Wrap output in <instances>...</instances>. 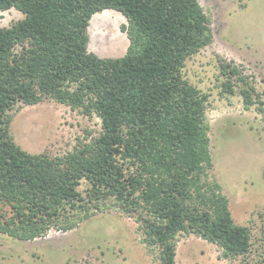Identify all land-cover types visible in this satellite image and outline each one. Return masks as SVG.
I'll return each instance as SVG.
<instances>
[{
    "label": "trees",
    "instance_id": "1",
    "mask_svg": "<svg viewBox=\"0 0 264 264\" xmlns=\"http://www.w3.org/2000/svg\"><path fill=\"white\" fill-rule=\"evenodd\" d=\"M11 8L25 17L0 26V232L35 240L55 224L72 228L64 212L90 208L78 190L84 179L95 206L113 196L126 211L140 210L143 241L159 249V264H176L183 231L217 244L224 257L246 256L251 230L235 222L221 185L209 179L208 96L183 72L213 41L200 1L0 0V10ZM105 9L127 19L121 57L88 50L90 20ZM219 66L223 91L234 94L236 77L248 85L246 107L253 104L248 77ZM44 98L97 114L101 132L63 155L28 152L14 140L9 111Z\"/></svg>",
    "mask_w": 264,
    "mask_h": 264
},
{
    "label": "rangeland",
    "instance_id": "2",
    "mask_svg": "<svg viewBox=\"0 0 264 264\" xmlns=\"http://www.w3.org/2000/svg\"><path fill=\"white\" fill-rule=\"evenodd\" d=\"M199 1L210 18L213 41L187 59L183 72L208 96L206 120L213 159L209 179L221 185L235 222L250 228L252 244L246 256L227 258L217 244L183 231L177 235L176 264H264V0ZM24 17L16 8L0 10V26ZM101 17L111 19V33L105 30L109 41L101 37L105 34V26L98 25ZM124 24L126 17L114 9L95 13L88 27V50L100 57L123 56L129 44ZM220 60L236 65L248 77L255 88L253 104L246 107L241 88L248 85L236 77L234 94L223 91L226 78L220 73ZM9 113L14 114L15 142L31 153L63 155L102 130L97 114L87 115L50 98L19 103ZM88 187L83 179L78 190L90 208L64 212L74 221L72 228L63 230L55 224L35 240L0 232V264H159V249L143 241L140 210L126 211L113 196L103 197L95 206ZM59 223H65L63 216Z\"/></svg>",
    "mask_w": 264,
    "mask_h": 264
},
{
    "label": "bare ground",
    "instance_id": "3",
    "mask_svg": "<svg viewBox=\"0 0 264 264\" xmlns=\"http://www.w3.org/2000/svg\"><path fill=\"white\" fill-rule=\"evenodd\" d=\"M111 19H109V18H106V19H103L102 17H101V19H99V21H98V25H100L101 26V28L102 27H104L105 26V28H104V32H105V30H111L110 28H109V21H110ZM104 25V26H103ZM108 26V27H107ZM103 32V33H104ZM110 33H111V31H110ZM109 33V34H110ZM108 34V33H107ZM108 34V35H109ZM100 36H101V34H99ZM112 36V35H111ZM101 37H103L104 39H105V41H109V37L108 38H106V32H105V34H103ZM108 43V42H107Z\"/></svg>",
    "mask_w": 264,
    "mask_h": 264
}]
</instances>
